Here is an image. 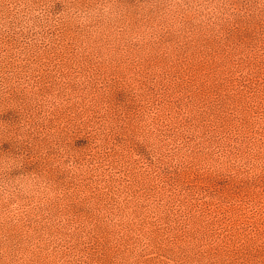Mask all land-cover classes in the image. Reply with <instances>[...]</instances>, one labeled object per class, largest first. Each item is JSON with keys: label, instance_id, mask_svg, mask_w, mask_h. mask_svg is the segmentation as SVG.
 <instances>
[{"label": "rangeland", "instance_id": "1", "mask_svg": "<svg viewBox=\"0 0 264 264\" xmlns=\"http://www.w3.org/2000/svg\"><path fill=\"white\" fill-rule=\"evenodd\" d=\"M0 264H264V0H0Z\"/></svg>", "mask_w": 264, "mask_h": 264}]
</instances>
